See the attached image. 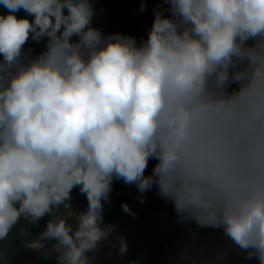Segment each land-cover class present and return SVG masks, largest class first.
I'll return each mask as SVG.
<instances>
[{
	"label": "clouds",
	"instance_id": "1",
	"mask_svg": "<svg viewBox=\"0 0 264 264\" xmlns=\"http://www.w3.org/2000/svg\"><path fill=\"white\" fill-rule=\"evenodd\" d=\"M162 4L138 43L93 27L92 0H0V241L51 215L25 246L52 240L58 264H93L115 231L103 216L115 179L141 203L155 187L179 224L222 229L217 264L237 250L264 264V0ZM29 39L45 51L26 52ZM176 260L205 264L188 246Z\"/></svg>",
	"mask_w": 264,
	"mask_h": 264
},
{
	"label": "rangeland",
	"instance_id": "2",
	"mask_svg": "<svg viewBox=\"0 0 264 264\" xmlns=\"http://www.w3.org/2000/svg\"><path fill=\"white\" fill-rule=\"evenodd\" d=\"M95 16L92 26L102 30L104 35L121 33L141 39H147V34L153 23V8L167 7L162 0H145L146 9L141 12V0L133 3L129 0H92ZM167 14V13H166ZM251 42V41H250ZM46 40L35 42L31 39L24 46L25 51L31 49L33 57L45 51ZM233 84L229 92L235 89ZM155 160H150L146 174H150ZM112 188H125L131 199L132 211L135 216L129 215L126 218L117 219L114 233L100 245L99 251L94 254L93 264H135L137 260L144 259L150 264L156 258L165 263L167 254L177 252L181 246L180 235L183 231V224L177 223L171 202H166L157 196V190L143 194L144 202L138 199L141 194L135 185H125L122 180H113ZM71 207L79 214L87 210L88 202L86 195L79 193L72 198ZM63 214V211L60 213ZM53 217L45 215V229L49 220ZM25 220V219H23ZM75 225V218L69 220ZM39 232L27 231L23 237L9 233L6 240L0 241V264H44L53 262L57 254L52 246L55 241H46L45 247L41 250H34L25 246L26 241L36 239ZM123 236L127 242V252L121 255L118 252L119 241L117 237ZM10 245V246H8ZM14 251L10 252L11 248Z\"/></svg>",
	"mask_w": 264,
	"mask_h": 264
},
{
	"label": "trees",
	"instance_id": "3",
	"mask_svg": "<svg viewBox=\"0 0 264 264\" xmlns=\"http://www.w3.org/2000/svg\"><path fill=\"white\" fill-rule=\"evenodd\" d=\"M251 43V42H249ZM238 87V86H237ZM236 87V88H237ZM80 192L79 187H76L71 192V199L76 197ZM111 203L103 202V216H104V224H113L119 218H126L129 214L125 213L122 210V204H127L130 209H132L131 199L128 191L125 188H112V191L109 194ZM63 208L61 206V212ZM174 215L175 211L173 209ZM177 218V217H176ZM31 224V223H30ZM31 229L33 232H43L45 230V221L44 217L38 221L37 224H31ZM183 231L180 235L181 246L177 252H170L167 254V261L162 263L159 259H152L150 264H177L176 256L177 253L181 251L185 246L189 247L192 255L195 257L198 251H203L204 253V261L205 264H217L214 260L213 253L219 252L229 245V240L224 236L222 229H212V228H204L201 229L197 227L194 221H189L183 224ZM27 226L24 222H19L14 228L11 230V233L14 235L21 236L24 234ZM22 237V236H21ZM193 237L195 238V243L193 244ZM10 246V245H8ZM14 251L13 249H10ZM244 253L237 250L235 252H229L223 264H258L255 260H246L244 259ZM44 264H58V260L53 262H45ZM135 264H146L144 259L137 260Z\"/></svg>",
	"mask_w": 264,
	"mask_h": 264
},
{
	"label": "flooded vegetation",
	"instance_id": "4",
	"mask_svg": "<svg viewBox=\"0 0 264 264\" xmlns=\"http://www.w3.org/2000/svg\"><path fill=\"white\" fill-rule=\"evenodd\" d=\"M98 1V0H97ZM129 1H131V2H133V3H136V2H138V1H140V0H129ZM0 14H4V15H6V14H8V10L7 9H5V8H0ZM16 15H17V17L19 18V17H27L29 20H32L33 19V17L32 16H30V15H28L26 12H24L23 10H20L19 12H17V13H15ZM19 222H24V224L27 226V228H26V230H25V232H24V234L27 232V231H31V232H33V230L31 229V224L29 223V221H27V220H23V218H21V220L19 221ZM11 233V232H10ZM13 234V233H12ZM24 234H22L21 236L23 237L24 236ZM14 235V234H13ZM57 260V258H55V261Z\"/></svg>",
	"mask_w": 264,
	"mask_h": 264
}]
</instances>
